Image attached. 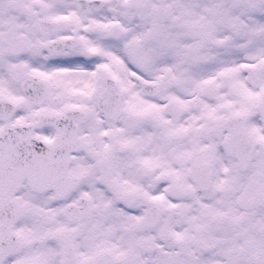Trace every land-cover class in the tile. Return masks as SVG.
<instances>
[{
    "label": "snow or ice",
    "instance_id": "6c2138e0",
    "mask_svg": "<svg viewBox=\"0 0 264 264\" xmlns=\"http://www.w3.org/2000/svg\"><path fill=\"white\" fill-rule=\"evenodd\" d=\"M0 264H264V0H0Z\"/></svg>",
    "mask_w": 264,
    "mask_h": 264
}]
</instances>
